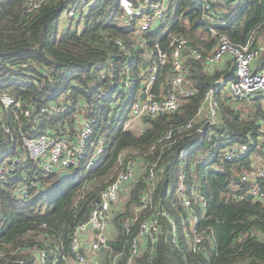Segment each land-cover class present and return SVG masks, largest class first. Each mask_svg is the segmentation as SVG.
I'll use <instances>...</instances> for the list:
<instances>
[{
	"label": "trees",
	"instance_id": "obj_1",
	"mask_svg": "<svg viewBox=\"0 0 264 264\" xmlns=\"http://www.w3.org/2000/svg\"><path fill=\"white\" fill-rule=\"evenodd\" d=\"M29 1L0 0V63L5 66L0 92L7 91L23 107L35 109L70 101L68 112L44 114L43 128L57 127L60 122L76 127L80 109L85 108L87 117H95L92 137L107 135L109 141L99 163L90 168L83 163L71 176L61 178L56 170L36 172V164L27 159L14 173L8 172L0 179V252L36 264V254L30 249L38 245L48 249L47 264H75L70 247L73 231L88 217L98 195L115 177L120 152L127 148L147 152L159 135L180 127L181 131L175 133V147L162 154L154 190L144 201L142 195L149 184L143 175L124 205L115 210L111 243L96 253L94 264H264V200L247 195L240 199L238 196L246 193L248 185L235 180L236 170L248 163V157L257 148L259 123L251 117H242L238 107L221 95L220 85L215 84L219 72H208L203 59L191 57L187 77L197 90L182 101L175 113L143 117L139 132L133 127L124 129L121 124L125 117L116 120L115 127L107 128L105 123L114 109L111 102L115 101L116 90L106 98L101 97L100 89L107 85L108 79L96 78L93 69L96 64L104 66L112 60L119 84L127 77L124 66L129 61L136 95L141 82L139 62L143 58L136 26L120 20L118 0H102L92 7L80 30L63 24L68 0H43L35 14L25 11ZM178 27L195 45L206 44L192 28L180 24ZM255 29L260 34L264 32V2L247 0L243 13L226 30L233 41L245 43ZM145 35L152 40L157 37L150 32ZM116 39L124 42L126 52ZM261 63L264 66V52ZM59 70L64 73L56 77ZM167 71L168 68L161 71L156 87L164 81ZM211 87L216 88L222 118L217 124L198 119L189 136L185 125L196 116L203 96ZM128 100L124 98L119 105L125 107ZM93 105L96 112L91 113L88 109ZM1 112L0 166L24 152L22 131L33 134L21 109L1 107ZM259 113L264 115L263 110ZM212 131L221 135L220 140L229 139L230 144L249 142L248 135L252 133L255 139L250 143L248 156L225 159L226 145H216ZM191 145L185 165L186 189L200 190L206 199L205 209L201 203H193L198 216L196 228L207 233L204 248L198 251L192 249L187 234L191 231L188 212L179 202L171 201L179 185V150ZM160 150L157 145L154 153L146 156L147 160L158 158ZM33 176H37L39 186L31 190L29 198L18 197L19 188ZM154 217L160 224L155 243L143 239L139 254L132 256V243L141 222ZM170 218L176 223L178 243L173 241L175 233Z\"/></svg>",
	"mask_w": 264,
	"mask_h": 264
},
{
	"label": "built area",
	"instance_id": "obj_2",
	"mask_svg": "<svg viewBox=\"0 0 264 264\" xmlns=\"http://www.w3.org/2000/svg\"><path fill=\"white\" fill-rule=\"evenodd\" d=\"M102 0H68L63 18L66 25L70 23L79 30L86 24L87 16L92 7L98 5ZM118 0V12L120 20L124 24H133L139 34L138 45L141 48L143 58L139 62L141 82L134 95L133 72L130 70L129 61L125 62L127 77L117 84V68L115 63L109 60L104 66L96 64L93 72L96 78L108 79L105 87L100 89V96L106 98L115 88V101L111 102L112 112L106 120L107 128L115 127L117 121L122 118L124 129L133 127L145 116H157L165 113H175L181 106L184 99L192 97L196 90L192 81L187 77L190 69V58L203 59L206 63L214 64L231 55L234 64V73L227 80L220 78L217 84L223 85L225 90L235 100H252L257 96H264V70H257L253 67L254 62L264 51V43L258 45L256 40L259 35L257 29L253 30L245 43H238L231 39L226 27L232 23L233 19L242 14L247 0ZM263 1L264 0H259ZM43 0H30L25 8L27 13H36ZM193 14H196L195 22L205 28L207 33L216 40L214 47L210 50L202 49L179 29L178 24L192 28ZM145 32L157 34L152 40ZM264 34V32H263ZM204 38V37H203ZM116 43L125 50L124 42L116 39ZM168 68L164 81L156 87L157 81L163 69ZM5 71V66L0 63V78ZM59 70L56 77L63 74ZM95 86L91 89L94 90ZM138 92V93H137ZM145 93L142 97L141 94ZM132 94L134 96H132ZM126 98V106L119 104ZM202 105L196 116L186 123L189 136L191 130L201 114H204L205 107L209 109L208 122L216 124L219 119V104L214 89L208 90L202 100ZM72 105L68 103H54L41 105L38 109L23 107L21 101L17 100L9 92H0V119H2L1 107H16L21 109L31 124L30 131H22L21 137L24 152L15 155L8 164L0 166V179L8 172L14 173L17 168L27 159H31L35 164V171L51 173L69 169L77 170L85 163L86 168L100 162L103 153L108 145V136L100 138L92 137L94 132L95 117H87L85 108H81L77 116L76 127L69 123L60 122L57 127L43 128L44 114H64L69 111ZM128 109V112L125 110ZM89 112H96L93 105ZM162 112V113H161ZM8 131L9 128L5 127ZM55 128V129H53ZM53 129V131H52ZM181 131L180 127L163 132L156 139V142L147 152H141L136 148H127L120 152V165L115 177L101 191L100 200L96 199L88 217L80 221L71 239V250L74 254L75 264H94L85 253H83V235L88 231H97L96 238L91 244V249L98 252L111 238L112 222L115 210L124 205L129 198L135 184L144 175L149 189L142 195L147 201L158 182L157 168L162 154L171 151L177 142L175 133ZM200 131H203L201 128ZM217 144H224V157L228 160L242 159L250 149L249 142L230 144L229 139H222L221 135L214 134ZM254 138L250 136V140ZM160 146V154L156 159L147 160L148 154L154 153L156 147ZM189 147L179 150L180 169L179 185L176 187L171 201L180 203L183 209L188 212L187 221L191 222V231H187L191 238L190 245L194 251L204 248L203 241L207 237L206 231H198L196 224L198 216L193 203H201L202 209L206 208V199L200 190L186 189L185 165L189 155ZM1 152V150H0ZM241 181L247 183L246 193H241L238 197L244 198L246 195H253V198L264 200V165L248 171L241 175ZM37 176L19 188L18 197L27 199L31 195V190L37 188ZM88 186L86 185L84 189ZM164 214L167 212L162 211ZM175 233L173 241L178 243L176 235L177 227L175 220L170 218ZM184 221V226L187 227ZM46 226V223H44ZM187 230V229H186ZM160 231L158 218L145 219L141 222L138 236L132 243V256L139 254L140 243L144 239L155 243ZM59 245H57V248ZM108 247V246H107ZM36 254V264H47L48 249L33 245L30 249ZM14 254V253H13ZM0 264H27L23 257L9 255L0 252Z\"/></svg>",
	"mask_w": 264,
	"mask_h": 264
},
{
	"label": "crops",
	"instance_id": "obj_3",
	"mask_svg": "<svg viewBox=\"0 0 264 264\" xmlns=\"http://www.w3.org/2000/svg\"><path fill=\"white\" fill-rule=\"evenodd\" d=\"M195 19H196V14H193V27H192L193 32L195 33V35L197 36V38L199 40L206 42V44L200 45L199 47H201L202 49H206V50L212 49L214 47V43H216V40L213 39L207 33L205 28H203L198 23H196ZM256 42L258 45L264 43V34L263 33H261V34L259 33V35L257 36ZM263 52L264 51H262L260 53L259 57L256 59V61L253 64V67L257 70H264V66L261 63V55ZM233 62L234 61H233V58L231 57V55H227L226 57H224V59H222L221 61L214 63V64H210V63L205 62L208 72H210V73L219 72V76L215 81L216 85H219V84H217L218 79L224 78V79L228 80L231 77V75L229 77L228 76L226 77V75L230 71L232 66L234 65ZM192 83H193V81H192ZM193 87L195 88V90H197L194 83H193ZM220 87H221V95L226 97L230 101V103H232L233 105H236L238 107L242 117H244L245 119L251 117L259 123V129H258V131H259L258 139L259 140H258L257 148L248 157L249 158L248 163H246L244 166H242L241 168H238L236 170V175H235V180H236V177H241L242 174H244L248 171H252L253 169L259 168V167L264 165V115L259 113L261 110L264 111V96L263 97L257 96L256 98H254L250 101H248V100H235L225 90L223 85H220ZM210 89H214L216 98L218 99V96L216 93L217 92L216 88L211 87ZM202 100H203V98H202ZM202 102L203 101H201V104L199 105V107L202 105ZM218 104H219V99H218ZM205 109H206L205 112H203L204 114H201L204 116H201V118H198V119L203 118V119H205V121H208L209 109H208V107H205ZM221 118H222L221 109L219 108V119H218L217 123L220 122ZM213 133L216 134L217 132L212 131V134ZM214 134H213V137H216ZM248 136H249V143L253 142L252 140H250V136H252V138H254V135L252 133H249ZM247 156H248V154L245 157H247ZM238 160H240V159H238ZM237 182L242 183L241 178H240V181H237ZM111 230L113 231V228ZM96 233H97V231L93 230V231H88L83 235V247L84 248L82 251H83V253H85V255L89 259H91L93 261V263H95L93 258L96 256L97 252L93 251L90 246H91L93 240L96 238L95 237Z\"/></svg>",
	"mask_w": 264,
	"mask_h": 264
},
{
	"label": "water",
	"instance_id": "obj_4",
	"mask_svg": "<svg viewBox=\"0 0 264 264\" xmlns=\"http://www.w3.org/2000/svg\"><path fill=\"white\" fill-rule=\"evenodd\" d=\"M234 65L232 66V68L230 69V71L227 73V75H226V77L228 76H230V75H232L233 73H234ZM141 96L142 97H144L145 96V93H142L141 94ZM162 113V112H161ZM74 172L73 171H71V170H69V169H63V170H61L60 171V176H61V178H65V177H68V176H71L72 174H73ZM236 180L237 181H240V177H236ZM248 197L249 198H253V195H248ZM100 195H98V197H97V199L98 200H100ZM110 243H111V239H109L107 242H106V245H104L103 247H102V249H105L107 246H109L110 245Z\"/></svg>",
	"mask_w": 264,
	"mask_h": 264
},
{
	"label": "rangeland",
	"instance_id": "obj_5",
	"mask_svg": "<svg viewBox=\"0 0 264 264\" xmlns=\"http://www.w3.org/2000/svg\"><path fill=\"white\" fill-rule=\"evenodd\" d=\"M71 25L72 24L70 23V25H68V26H71ZM63 27H66V26H63ZM142 126H143L142 120H139L138 123H136L135 125H133V128L132 129L135 130L136 132H139L141 130ZM116 171H117V169H116Z\"/></svg>",
	"mask_w": 264,
	"mask_h": 264
}]
</instances>
